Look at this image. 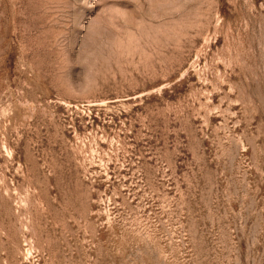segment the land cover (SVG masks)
Wrapping results in <instances>:
<instances>
[{"label": "rangeland", "instance_id": "obj_1", "mask_svg": "<svg viewBox=\"0 0 264 264\" xmlns=\"http://www.w3.org/2000/svg\"><path fill=\"white\" fill-rule=\"evenodd\" d=\"M0 264H264V0H0Z\"/></svg>", "mask_w": 264, "mask_h": 264}]
</instances>
